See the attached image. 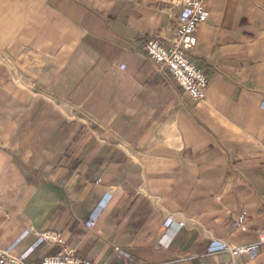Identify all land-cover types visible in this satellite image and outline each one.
Here are the masks:
<instances>
[{"label":"crops","instance_id":"crops-1","mask_svg":"<svg viewBox=\"0 0 264 264\" xmlns=\"http://www.w3.org/2000/svg\"><path fill=\"white\" fill-rule=\"evenodd\" d=\"M188 57L207 75L185 96L142 45L169 46L165 0H0V249H60L99 264H224L213 239L264 230V0H208ZM109 197L95 225L85 219ZM244 215L245 230L237 227ZM184 225L167 245L163 222ZM33 228V230H31ZM244 264H264V245Z\"/></svg>","mask_w":264,"mask_h":264},{"label":"built area","instance_id":"built-area-1","mask_svg":"<svg viewBox=\"0 0 264 264\" xmlns=\"http://www.w3.org/2000/svg\"><path fill=\"white\" fill-rule=\"evenodd\" d=\"M208 0H165L172 6L179 7L178 25L168 47H164L158 38L150 37L142 45L147 59L157 65L160 70L168 73L173 81L183 90L185 96L201 101L206 96L208 87V78L206 73L198 67L189 57L196 46V31L198 25L204 23L208 16ZM109 197L100 199L94 210L84 221L86 228L91 229L106 206ZM244 215H241L237 221V227L244 231L242 224ZM184 225L183 221H176L172 216L166 217L163 222V231L160 237V243L167 245L171 236ZM33 230V228H31ZM36 244L47 242L49 244L59 245L60 249L53 253L45 255L38 262H25L24 254L15 256L11 253V247L0 249V264H99L92 260L80 257L74 248L69 247L64 242L61 235L56 231H35ZM167 238V239H166ZM264 245V230L259 231L257 239L250 243L231 244L226 241L213 239L209 242L206 253L216 254L225 253L231 257L224 264H244L235 259L244 256L253 259L258 255L259 246ZM122 261L112 264H132L133 256L130 252L116 248Z\"/></svg>","mask_w":264,"mask_h":264},{"label":"bare ground","instance_id":"bare-ground-1","mask_svg":"<svg viewBox=\"0 0 264 264\" xmlns=\"http://www.w3.org/2000/svg\"><path fill=\"white\" fill-rule=\"evenodd\" d=\"M167 239V238H166Z\"/></svg>","mask_w":264,"mask_h":264}]
</instances>
